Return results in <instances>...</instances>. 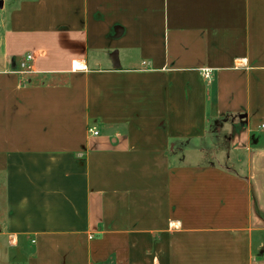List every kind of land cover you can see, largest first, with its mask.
I'll return each instance as SVG.
<instances>
[{"label": "crops", "instance_id": "crops-1", "mask_svg": "<svg viewBox=\"0 0 264 264\" xmlns=\"http://www.w3.org/2000/svg\"><path fill=\"white\" fill-rule=\"evenodd\" d=\"M0 2V264H264V0Z\"/></svg>", "mask_w": 264, "mask_h": 264}, {"label": "rangeland", "instance_id": "rangeland-1", "mask_svg": "<svg viewBox=\"0 0 264 264\" xmlns=\"http://www.w3.org/2000/svg\"><path fill=\"white\" fill-rule=\"evenodd\" d=\"M28 55H32L33 56L34 53L32 51H26L21 56L20 60L25 61ZM196 144L197 143H192V144H189V145L185 146L186 157L183 158L184 162L194 163V162H197L200 159L201 149L199 147H196L195 146ZM205 147H206V144L203 145V148H205ZM238 169L240 171H243V167H238Z\"/></svg>", "mask_w": 264, "mask_h": 264}, {"label": "built area", "instance_id": "built-area-1", "mask_svg": "<svg viewBox=\"0 0 264 264\" xmlns=\"http://www.w3.org/2000/svg\"><path fill=\"white\" fill-rule=\"evenodd\" d=\"M34 57L32 55H28L26 60L23 61L21 67L23 70H29L30 69V65H31V62L33 61ZM90 133L93 134V135H98V132L94 129H90Z\"/></svg>", "mask_w": 264, "mask_h": 264}, {"label": "water", "instance_id": "water-1", "mask_svg": "<svg viewBox=\"0 0 264 264\" xmlns=\"http://www.w3.org/2000/svg\"><path fill=\"white\" fill-rule=\"evenodd\" d=\"M2 6V2H0V7Z\"/></svg>", "mask_w": 264, "mask_h": 264}]
</instances>
